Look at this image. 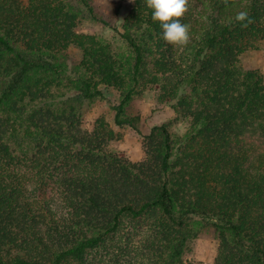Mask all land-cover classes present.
<instances>
[{"label":"trees","instance_id":"trees-1","mask_svg":"<svg viewBox=\"0 0 264 264\" xmlns=\"http://www.w3.org/2000/svg\"><path fill=\"white\" fill-rule=\"evenodd\" d=\"M98 1L77 3L109 26ZM152 11L133 0L117 52L62 0H0V264H193L206 231L212 264H264V77L239 65L264 41V0H188L184 46ZM102 85L119 128L137 130L127 109L158 86L189 131L156 126L142 161L120 157L105 119L83 128Z\"/></svg>","mask_w":264,"mask_h":264},{"label":"rangeland","instance_id":"rangeland-1","mask_svg":"<svg viewBox=\"0 0 264 264\" xmlns=\"http://www.w3.org/2000/svg\"><path fill=\"white\" fill-rule=\"evenodd\" d=\"M24 3L27 0H21ZM69 9L78 16L77 31L81 34L97 36L110 43L117 52H125V44L119 36L126 17L129 15L133 0H99V10L108 18L110 25L93 21L85 14L77 3V0H62ZM69 55L73 61H77L80 51L72 48ZM240 67L244 71H259L264 77V41L255 50H251L240 57ZM102 98L93 103L84 105L83 128L93 131L96 122L105 119L115 132V139L109 143L108 150L122 158L132 162H140L144 159L143 141L149 135L152 128L168 125L173 138L183 137L190 129V121L178 117L170 105L162 104L159 99V88L153 86L134 98L127 109V115L137 119V130L125 126L119 128L115 124V107L121 101L118 90L108 87H99ZM218 248V240L215 231H206L199 236L189 247L186 261L193 264H212Z\"/></svg>","mask_w":264,"mask_h":264},{"label":"clouds","instance_id":"clouds-1","mask_svg":"<svg viewBox=\"0 0 264 264\" xmlns=\"http://www.w3.org/2000/svg\"><path fill=\"white\" fill-rule=\"evenodd\" d=\"M187 2L188 0H146L147 7L153 10V21L159 22L163 39L171 45L184 46L189 42V26L179 19L187 11ZM235 19L246 21L247 13L241 11Z\"/></svg>","mask_w":264,"mask_h":264}]
</instances>
